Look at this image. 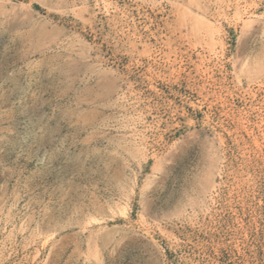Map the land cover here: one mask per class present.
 <instances>
[{
  "label": "rangeland",
  "instance_id": "1",
  "mask_svg": "<svg viewBox=\"0 0 264 264\" xmlns=\"http://www.w3.org/2000/svg\"><path fill=\"white\" fill-rule=\"evenodd\" d=\"M0 264H264V0H0Z\"/></svg>",
  "mask_w": 264,
  "mask_h": 264
}]
</instances>
